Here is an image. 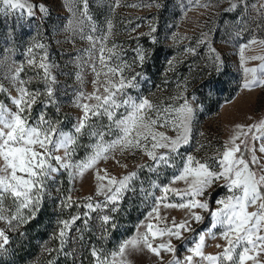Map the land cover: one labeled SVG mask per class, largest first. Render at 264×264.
Listing matches in <instances>:
<instances>
[{
  "label": "snow or ice",
  "instance_id": "6c2138e0",
  "mask_svg": "<svg viewBox=\"0 0 264 264\" xmlns=\"http://www.w3.org/2000/svg\"><path fill=\"white\" fill-rule=\"evenodd\" d=\"M238 5H242L244 11L249 8L247 0H236L231 9L235 10ZM37 7L45 15L48 13L44 5H33L29 0H0V13L19 11L31 17ZM68 11L73 17L68 22L69 30L89 42V48L81 52V71L77 73V79L83 83L86 70L92 76L93 89L91 92L80 90L76 95L74 104L81 114L74 123L65 125L63 121L48 117L45 111L33 116V107L37 103L44 108L56 104L55 85L58 81L52 73L56 66L49 62L46 51L39 59L33 53V47L45 49L44 44L36 43L27 50V65L39 70L29 79L21 75L24 65H16L14 61L0 64V80L9 82V87L0 83V95L11 104L10 107L0 100V221L9 225V230H15L19 224L34 218L47 181L54 179L55 174L68 171L70 175L82 177L85 172L93 170L97 181L96 196H103L104 200L92 203L93 197L90 196L87 198L89 202L83 205L88 211L59 222L62 227L57 238L59 251L63 252L70 240L83 239L82 235L69 236L77 220L83 216L86 218L83 223L87 225L91 212L117 211L125 192L133 190L130 184L137 178V172L117 178L96 165L101 160L114 158L117 152L139 151L153 162L147 166L149 171L172 168L175 174L169 183L153 185L161 190L162 195L154 198L152 208L138 225V235L108 253L93 247L94 264H130L129 252L143 249L161 261L162 251L172 253L173 260L169 264H264V118L253 124H236L229 139L203 159L182 153L181 149L191 142L194 109L189 98L181 95L169 102L155 103L131 95L128 89L139 85L134 82L135 77L125 75L130 65L118 62L115 45L109 47L106 43L111 35V21H108L107 33L96 37L91 34L98 29L92 24L89 0H71ZM257 15L264 23V0H261ZM250 43L264 44V40L253 39ZM248 47L249 44H245L241 48L242 63L243 52ZM138 56L143 61V53ZM216 59L219 60V55ZM249 59L264 60V57ZM243 72L252 76L243 88L251 90L257 82L264 86V63L259 68L244 67ZM257 72L262 75L257 77ZM37 77L44 83L42 91L29 88ZM208 87L211 90L213 85ZM13 90L15 95H12ZM169 131L174 135H168ZM84 137L90 139L91 146L88 154L77 160L75 157ZM177 182H183L185 186L173 187ZM218 182H222L230 194L217 200L218 206L210 210L207 200L198 197H204L207 190ZM169 194L178 197V202L169 201ZM66 201L64 207H72L71 196ZM76 207L81 205L77 203ZM161 207L187 209L188 216L179 223L174 218L169 222L166 215L160 214ZM194 209L209 212L211 238L218 237L225 243L216 245L221 249L218 253L207 254L204 251L205 235L198 234V241L187 248L189 254L179 259L175 256L172 238L180 240L184 231H192L191 220H203ZM101 219L107 224L111 217L105 214ZM140 228L144 231L140 232ZM217 228L220 229L218 233L211 232ZM80 231L76 227V232ZM165 236L167 240H164ZM158 240L160 242L156 243ZM8 244L6 231L0 229V252H6ZM74 251L64 254L71 256Z\"/></svg>",
  "mask_w": 264,
  "mask_h": 264
},
{
  "label": "rangeland",
  "instance_id": "374dc122",
  "mask_svg": "<svg viewBox=\"0 0 264 264\" xmlns=\"http://www.w3.org/2000/svg\"><path fill=\"white\" fill-rule=\"evenodd\" d=\"M235 2L236 0H89L92 24L98 29L91 34L96 37L105 35L108 21H111V35L106 43L109 47L115 45L119 54L118 62L130 65L126 68L125 75L135 77L134 82L139 85L128 89L131 95L141 96L155 103L169 102L171 98L181 95L189 98L194 109L191 142L181 152L201 159L212 155L216 148L221 147L232 135L236 124H253L264 118V86L257 82L252 85L251 90L243 88V84L252 79L251 74L245 75L243 68H259L264 63V60L249 59L264 57V44L250 43L253 39L264 40V23H261V18L257 15L261 0H247V11L243 10L242 5L232 10L231 4ZM29 3L44 5L48 13L45 15L38 7L34 8L35 15L31 17L19 11L0 13V64L14 61L16 65H24L21 75L24 79H29L39 70L27 65V50L36 43L44 44L45 49L33 47V53L39 59L46 51L49 62L56 66L52 69L58 81L55 85L56 104L44 108L37 103L34 107L39 105L38 109L45 112L48 108L57 111V107L59 110H66L70 125L81 114L74 104L76 95L80 90H93L92 76L86 70L83 74L84 82L77 79V73L81 71V52L89 48V42L69 30L68 22L73 19L68 11L71 0H29ZM245 44H249V47L243 52L242 63L241 48ZM138 53H143V61L139 59ZM217 55L219 60L216 59ZM256 75L260 77L262 74L257 72ZM0 83L9 87L7 79L0 80ZM209 84L213 85L211 90ZM29 88L42 91L44 83L37 77L32 80ZM15 94L13 90L12 95ZM0 100L11 107L4 95H0ZM48 117L61 119L55 111ZM168 135L174 133L169 131ZM90 146V139L84 137L75 159L85 157ZM152 163L139 151L123 154L117 152L114 158L101 160L96 168L105 169L109 175L117 178L137 172V178L130 184L133 190L125 192L117 206L124 202L126 205L138 202L141 207L148 209L147 214L154 198L162 195L161 190L153 185L167 184L175 174V169L172 168L149 171L147 166ZM62 183H68L69 196L78 203H88L87 198L90 196L93 197L92 203L104 200L103 196H96L97 181L94 171L89 170L82 177L70 175L68 171L55 174L54 179L47 181L42 202L57 191ZM184 186L183 182L173 185L175 188ZM229 194L222 182H218L207 190L204 197L198 199H206L209 209L214 210L218 206L216 201ZM178 199L169 194V201L178 202ZM103 211L97 210L101 215ZM193 211L202 215L203 220H191L192 231H184L180 240L172 238L176 248L175 256L179 259L189 254L187 248L198 241V234L205 235L204 251L207 254L218 253L221 249L216 245L225 243L218 237L211 238L212 218L209 212L201 209ZM160 214L166 215L169 222L174 218L179 223L188 216V210L161 207ZM145 216L140 222L144 221ZM140 222L134 233L120 245L138 235ZM0 229H4L6 234L9 231L8 225L3 221H0ZM143 231L140 228V232ZM219 231V228L211 230L217 233ZM167 239L165 236L164 240ZM161 256L163 261L147 249L131 250L128 260L130 264H169L173 260L172 253L162 251Z\"/></svg>",
  "mask_w": 264,
  "mask_h": 264
},
{
  "label": "trees",
  "instance_id": "16d2710c",
  "mask_svg": "<svg viewBox=\"0 0 264 264\" xmlns=\"http://www.w3.org/2000/svg\"><path fill=\"white\" fill-rule=\"evenodd\" d=\"M38 106L33 107V116L39 114ZM54 111L60 116V121L68 125V111L48 108L46 113L49 116ZM68 188V183H62L57 191L51 193L50 197L42 202L34 218L19 224L15 230L7 232L9 244L6 246V252H0V264H94L91 249L96 247L103 249L105 253L115 251L122 241L134 233L138 222L143 219L148 210L141 207L138 202L131 205L121 203L115 212L103 211V215L107 214L111 217L107 224L101 219L103 215L98 214L97 211L90 213L91 218L88 219L87 225L83 223L86 218L82 216L81 220H77L73 225L69 236L82 235L83 239L70 240L61 252L57 238L58 230L62 227L59 222L88 211L83 206L85 203L81 204L74 200H72V207H64L66 198L69 196ZM77 203L81 207L77 208ZM111 207L109 205V208ZM76 227L81 229L79 233L76 232ZM8 228H10L9 225ZM73 249L75 251L71 256L64 254Z\"/></svg>",
  "mask_w": 264,
  "mask_h": 264
}]
</instances>
